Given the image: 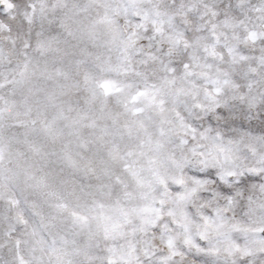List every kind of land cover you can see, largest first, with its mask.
I'll use <instances>...</instances> for the list:
<instances>
[{
	"label": "snow or ice",
	"instance_id": "6c2138e0",
	"mask_svg": "<svg viewBox=\"0 0 264 264\" xmlns=\"http://www.w3.org/2000/svg\"><path fill=\"white\" fill-rule=\"evenodd\" d=\"M0 264H264V0H0Z\"/></svg>",
	"mask_w": 264,
	"mask_h": 264
}]
</instances>
